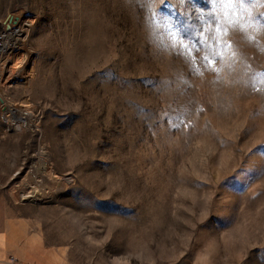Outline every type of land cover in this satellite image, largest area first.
I'll use <instances>...</instances> for the list:
<instances>
[{
	"label": "rangeland",
	"instance_id": "rangeland-1",
	"mask_svg": "<svg viewBox=\"0 0 264 264\" xmlns=\"http://www.w3.org/2000/svg\"><path fill=\"white\" fill-rule=\"evenodd\" d=\"M6 23L0 98L40 123L0 120V217L32 264H264L262 0H0Z\"/></svg>",
	"mask_w": 264,
	"mask_h": 264
},
{
	"label": "bare ground",
	"instance_id": "bare-ground-1",
	"mask_svg": "<svg viewBox=\"0 0 264 264\" xmlns=\"http://www.w3.org/2000/svg\"><path fill=\"white\" fill-rule=\"evenodd\" d=\"M10 23H12V22H10ZM12 27L13 26H11V24L6 23V25H3V27H1V30H0V80L1 79L3 80L5 78V76L3 75L4 71H5L3 69V66H4L3 61L7 60L9 54L13 50H17V49L22 50V48L24 47V46H22L24 41H23V38H20V36H21L20 31L11 32ZM2 64H3V66H2ZM1 96H2V91L0 90V97ZM38 154L39 155L45 154L44 150L42 148H40L38 151ZM34 163L35 164L32 166V170L30 172V177L35 181L36 184L42 183L45 185L46 188L47 187L50 188V186L53 184L52 183L53 181L51 179L47 178L46 175L44 174L46 171V164L42 160L39 161V163H37V162H34ZM61 190H62V185L60 183H56L54 190H53L54 194L56 196H58L61 193ZM45 193L46 192H44V191L37 192V190L36 191L33 190L26 195L22 194L21 199L22 200L28 199V200H33V201L36 200V202H41L42 201L41 199L40 200H37V199L43 198V196H44L43 194H45ZM52 200H54V199L51 198L47 202H51Z\"/></svg>",
	"mask_w": 264,
	"mask_h": 264
},
{
	"label": "crops",
	"instance_id": "crops-1",
	"mask_svg": "<svg viewBox=\"0 0 264 264\" xmlns=\"http://www.w3.org/2000/svg\"><path fill=\"white\" fill-rule=\"evenodd\" d=\"M21 224L19 218L14 220L12 216L5 219L0 217V264H32V253L27 247L29 232L25 235Z\"/></svg>",
	"mask_w": 264,
	"mask_h": 264
},
{
	"label": "built area",
	"instance_id": "built-area-1",
	"mask_svg": "<svg viewBox=\"0 0 264 264\" xmlns=\"http://www.w3.org/2000/svg\"><path fill=\"white\" fill-rule=\"evenodd\" d=\"M0 120L8 130L36 132L39 130L40 108L0 99Z\"/></svg>",
	"mask_w": 264,
	"mask_h": 264
},
{
	"label": "snow or ice",
	"instance_id": "snow-or-ice-1",
	"mask_svg": "<svg viewBox=\"0 0 264 264\" xmlns=\"http://www.w3.org/2000/svg\"><path fill=\"white\" fill-rule=\"evenodd\" d=\"M228 2H231V0H228ZM262 2H264V0H262Z\"/></svg>",
	"mask_w": 264,
	"mask_h": 264
}]
</instances>
